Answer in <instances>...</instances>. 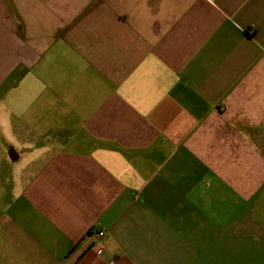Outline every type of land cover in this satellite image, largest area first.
Returning <instances> with one entry per match:
<instances>
[{
    "label": "crops",
    "instance_id": "0c3cea01",
    "mask_svg": "<svg viewBox=\"0 0 264 264\" xmlns=\"http://www.w3.org/2000/svg\"><path fill=\"white\" fill-rule=\"evenodd\" d=\"M0 264H264V0H0Z\"/></svg>",
    "mask_w": 264,
    "mask_h": 264
},
{
    "label": "built area",
    "instance_id": "2783aa9c",
    "mask_svg": "<svg viewBox=\"0 0 264 264\" xmlns=\"http://www.w3.org/2000/svg\"><path fill=\"white\" fill-rule=\"evenodd\" d=\"M105 237V232L104 231H98L97 232V238H98V241H102V239Z\"/></svg>",
    "mask_w": 264,
    "mask_h": 264
}]
</instances>
